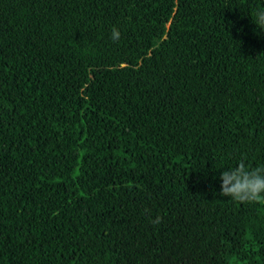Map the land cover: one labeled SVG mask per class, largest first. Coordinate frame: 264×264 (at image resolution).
Here are the masks:
<instances>
[{
  "label": "trees",
  "instance_id": "1",
  "mask_svg": "<svg viewBox=\"0 0 264 264\" xmlns=\"http://www.w3.org/2000/svg\"><path fill=\"white\" fill-rule=\"evenodd\" d=\"M261 8L0 0V264H264Z\"/></svg>",
  "mask_w": 264,
  "mask_h": 264
},
{
  "label": "clouds",
  "instance_id": "2",
  "mask_svg": "<svg viewBox=\"0 0 264 264\" xmlns=\"http://www.w3.org/2000/svg\"><path fill=\"white\" fill-rule=\"evenodd\" d=\"M253 23L264 30V8L254 12ZM113 41L120 39V31L113 27L111 31ZM220 195L231 197L233 200L247 203L264 199V165L252 168L242 158L237 165L220 173ZM162 217L157 215L151 222L159 224Z\"/></svg>",
  "mask_w": 264,
  "mask_h": 264
}]
</instances>
